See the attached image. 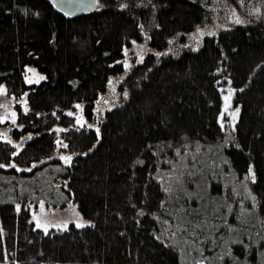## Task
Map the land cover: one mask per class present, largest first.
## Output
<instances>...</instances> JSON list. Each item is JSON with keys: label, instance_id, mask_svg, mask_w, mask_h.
<instances>
[{"label": "trees", "instance_id": "16d2710c", "mask_svg": "<svg viewBox=\"0 0 264 264\" xmlns=\"http://www.w3.org/2000/svg\"><path fill=\"white\" fill-rule=\"evenodd\" d=\"M0 87L28 98L22 148L0 139V264H264V0H0ZM46 188L90 225L37 228Z\"/></svg>", "mask_w": 264, "mask_h": 264}, {"label": "rangeland", "instance_id": "374dc122", "mask_svg": "<svg viewBox=\"0 0 264 264\" xmlns=\"http://www.w3.org/2000/svg\"><path fill=\"white\" fill-rule=\"evenodd\" d=\"M235 20L236 17L232 18V21ZM214 30H215L214 24L206 25L197 31L196 36L201 37V35L203 34L212 35L214 33ZM134 48L135 51L142 50L141 46L134 45ZM136 55L137 58L140 57L139 53H137ZM122 62L124 64L125 74H127L130 68L129 59L126 58ZM25 71H26L25 78L28 84H37L44 79V75L41 74L36 68L27 67ZM119 80H117V82ZM231 88L232 87L230 86V84L226 82H224L222 85V90L226 95L228 94ZM113 94L116 93L109 94L110 98L111 97L115 98ZM116 101L117 100H115V102ZM108 103L110 104V101L106 100L105 104L108 105ZM18 106H20L24 111H28L27 94L21 96L20 98H15L14 96H10L7 94L5 87H0V139L14 146L17 149V151H19L22 148V146L24 145V141L26 140V137H24L21 140H16L12 135L13 129L18 127L17 124ZM70 114L73 117H75L76 123L78 124L79 127L85 125L83 120L82 107L80 105H76L75 108L70 111ZM238 115H239V108H237L232 102V100H230L223 112L222 121L224 122V124L234 129ZM64 146H65L64 141L59 139L57 151L55 152L53 158H60L61 160H63V162L67 164L69 159H65V158H68V155L62 152V148ZM218 148L219 146H212V147L209 146L206 149H208V152H211L210 150L215 151L218 150ZM53 185L58 187L60 186V182L55 181ZM44 191L45 194L48 195L46 196L47 198H43L37 204H32L30 206L32 220L34 221L37 228L45 232H48L52 229L59 231H66L69 229L70 225H74L77 228H82L90 225L91 222L88 219L84 218L83 215L77 209V207L73 206L72 204L67 205L65 208L53 207V205L50 204L48 200V198L49 199L51 198V194L48 193L49 188L44 189ZM18 207L20 208L19 205ZM227 251L232 252V247H229L228 249H226V251H223L225 255L227 254ZM200 264H204V263L201 262Z\"/></svg>", "mask_w": 264, "mask_h": 264}, {"label": "water", "instance_id": "95a60500", "mask_svg": "<svg viewBox=\"0 0 264 264\" xmlns=\"http://www.w3.org/2000/svg\"><path fill=\"white\" fill-rule=\"evenodd\" d=\"M62 16L67 19H74L79 16L91 14L98 5V0H46ZM233 96V91L229 90L225 97L226 105Z\"/></svg>", "mask_w": 264, "mask_h": 264}, {"label": "snow or ice", "instance_id": "6c2138e0", "mask_svg": "<svg viewBox=\"0 0 264 264\" xmlns=\"http://www.w3.org/2000/svg\"><path fill=\"white\" fill-rule=\"evenodd\" d=\"M65 159H70V158H65Z\"/></svg>", "mask_w": 264, "mask_h": 264}]
</instances>
